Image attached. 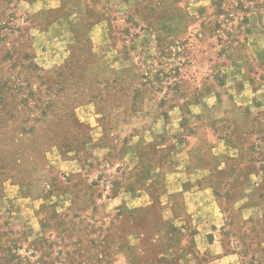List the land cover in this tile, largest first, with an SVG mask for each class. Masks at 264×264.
<instances>
[{
	"label": "rangeland",
	"instance_id": "1",
	"mask_svg": "<svg viewBox=\"0 0 264 264\" xmlns=\"http://www.w3.org/2000/svg\"><path fill=\"white\" fill-rule=\"evenodd\" d=\"M257 32L264 0H0V264H264V104L189 116L264 79Z\"/></svg>",
	"mask_w": 264,
	"mask_h": 264
},
{
	"label": "crops",
	"instance_id": "2",
	"mask_svg": "<svg viewBox=\"0 0 264 264\" xmlns=\"http://www.w3.org/2000/svg\"><path fill=\"white\" fill-rule=\"evenodd\" d=\"M251 51L258 53L261 61L259 65H262L264 70V33L257 32L250 36ZM233 82V81H232ZM242 88L239 92L238 97L227 96L220 98L219 96L205 95L201 96L198 101L190 106L189 116L196 118L198 115L205 114L207 117H220V116H231L234 120H242L245 116L244 112L247 107L253 105L255 101H259L264 104V79H254L253 81H244L241 85ZM226 100L229 101L230 105L225 107ZM176 125L173 121L166 124V128H172ZM165 126V125H164ZM218 142L214 144L211 151L213 152V162L212 166L216 169H222L226 164L228 157L230 155V150L233 149L225 140L218 139ZM197 152L202 156V152L199 147L196 148ZM191 164L196 166L205 165V161L201 159H194Z\"/></svg>",
	"mask_w": 264,
	"mask_h": 264
},
{
	"label": "trees",
	"instance_id": "3",
	"mask_svg": "<svg viewBox=\"0 0 264 264\" xmlns=\"http://www.w3.org/2000/svg\"><path fill=\"white\" fill-rule=\"evenodd\" d=\"M44 72H45V74H44V76H45L44 79L45 80H48L47 78L48 77H52L53 74L55 73L54 71H49V72L48 71H44Z\"/></svg>",
	"mask_w": 264,
	"mask_h": 264
}]
</instances>
